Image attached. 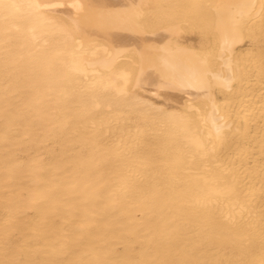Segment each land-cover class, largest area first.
Instances as JSON below:
<instances>
[{
    "label": "bare ground",
    "instance_id": "obj_1",
    "mask_svg": "<svg viewBox=\"0 0 264 264\" xmlns=\"http://www.w3.org/2000/svg\"><path fill=\"white\" fill-rule=\"evenodd\" d=\"M0 264H264V0H0Z\"/></svg>",
    "mask_w": 264,
    "mask_h": 264
}]
</instances>
